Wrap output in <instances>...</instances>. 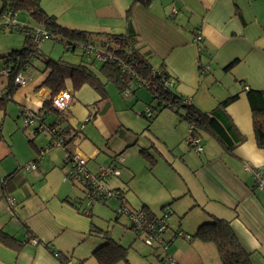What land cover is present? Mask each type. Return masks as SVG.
Here are the masks:
<instances>
[{
  "label": "crops",
  "instance_id": "obj_1",
  "mask_svg": "<svg viewBox=\"0 0 264 264\" xmlns=\"http://www.w3.org/2000/svg\"><path fill=\"white\" fill-rule=\"evenodd\" d=\"M81 3L87 9L90 24L87 26H91L83 31L96 34L93 38L99 40L124 34L128 27L132 29L139 54L144 55L154 70L160 67L167 70L176 79L175 91L190 99L196 110L207 113L225 98L238 95L226 113L244 140L228 153L206 131L198 138L202 152L197 154L185 140L189 125L174 111L164 109L150 124L147 122L143 114L148 108V98L137 88L124 95L114 83L107 82V96L102 98L89 85L75 90L71 81L66 80L63 90L71 93L73 101L60 115V126L67 128L64 136L69 140V154L62 148L48 146L42 153L51 133L32 134L33 125L21 129L29 147L26 157L21 158L24 154L12 148L0 128V230L15 240L8 246L0 242V264L67 261L98 264L94 252L104 242L99 233L102 229L127 248L112 237L109 226L100 225L93 215L88 218L80 213L87 207L86 188L68 178L71 164L67 157L72 155L84 160L85 169L92 176H98L101 169L108 167L117 170L118 174L98 178L115 195L92 206L117 200L116 223L120 222L117 214L120 207L157 216L152 207L157 194L159 199L169 196L160 209L168 206L180 219L188 213L196 219L191 234L180 223L171 227L169 220L166 221L165 255L175 264H207L208 256L209 264H220L211 244L179 236L180 233L191 236L208 214L228 221L241 247L252 254V263L264 264V193L256 189L253 177V171H264V151L256 146L252 113L245 95L249 89L264 91V0H151L148 5L135 0H82ZM67 7L80 12L74 1L69 0ZM118 25L122 29L118 30L120 34L114 31ZM196 33L201 37L198 44L194 42ZM5 38L9 39L0 37V67L5 56L23 44L22 40L20 45L12 46ZM79 44L83 43L76 42L71 50L65 51L81 50ZM94 45L101 49L98 43ZM38 50L42 53L39 44ZM43 59L34 57L30 65L21 69L27 73L28 83L15 86L5 112H0V125L5 116L15 111L16 118H22L23 110L43 113L46 124L58 122V112L44 106L50 102L51 94L47 88L40 87L49 74ZM81 61L94 70L97 62H102L96 55L84 53ZM233 61L236 62L233 67L225 70ZM205 66H209L208 72H202ZM9 81L0 78V95ZM138 117L145 120L141 124L146 132L138 127ZM120 154L123 161L117 164L115 160ZM152 160H166L167 166L174 169L171 176L165 169L155 170ZM28 164L35 165L36 170H26ZM245 165L249 170L243 168ZM8 199L14 200L13 206H8ZM126 223H122L123 229L129 228ZM138 239L132 258L116 264L165 263L159 249L149 247L152 251Z\"/></svg>",
  "mask_w": 264,
  "mask_h": 264
},
{
  "label": "trees",
  "instance_id": "obj_2",
  "mask_svg": "<svg viewBox=\"0 0 264 264\" xmlns=\"http://www.w3.org/2000/svg\"><path fill=\"white\" fill-rule=\"evenodd\" d=\"M0 1V14L4 10H8L13 14L17 10H25L33 21L50 32L53 43L61 44L64 48V44L66 43L74 44L81 42L83 44L94 45L91 41L94 40L93 37L96 34L60 25L54 16L47 14L41 8L40 0ZM138 1L145 5L151 2V0ZM97 43L101 46V49L105 50L106 54H109V57L104 62H101L97 70L92 69L89 66L90 64L80 63L75 65L64 61L62 58L57 60L44 58V69L49 70V74L40 87L47 88L52 97L65 88L66 80H70L75 90L79 89L82 85H89L102 98L107 96L105 90V83L107 82L114 83L119 91L124 92V90H128V94L131 88L144 87L151 95V100L147 105L148 109L152 111V115L145 117L143 114V117L149 124L159 112L164 109H170L176 113L180 120L185 121L189 125L192 137L200 138L202 133L210 131L228 153H232L238 144L244 140L226 113V108L236 101L238 95L225 98L207 113L200 112L194 108L190 99L183 98L175 91L174 84L176 83V79L167 70L161 67L154 70L144 59V55L139 54L136 48V34L132 29L128 27L124 34L104 36ZM38 55V45L31 40V37L29 38L28 35H24L21 48L5 56L4 64L14 61L22 69L30 65L31 60L34 57H39ZM235 63V61L231 62L225 67V70H229ZM15 64L13 67H15ZM15 88L13 81L10 80L4 94L0 95V112H5L6 103L11 99ZM245 95L252 113V129L256 146L264 151V91L249 89ZM44 106L51 110L50 102H45ZM23 112L24 110L21 114ZM34 113L37 114L39 112ZM41 115L42 118L33 126L35 135L42 132V130L44 132L47 129L50 130L51 126L54 125V123L46 124L43 113ZM22 120L24 121L23 115ZM66 132V127H58L54 134L63 137L65 142L69 144L68 137L64 136ZM49 141L46 147L49 145ZM104 201L102 198L95 199L91 205L86 204L87 207L83 211H80V213L85 217L92 218L90 208L95 203H104ZM129 228L132 230L131 226ZM133 232L136 237L141 240L143 239L137 232ZM99 233L104 242L94 252L97 263L116 264L118 262H126L128 249L114 241L109 236L108 231L100 230ZM190 238L211 244L216 250L220 264H253L252 254L246 252L241 247L228 221L208 214L207 219L199 224ZM162 240L167 248L168 243L163 238ZM14 241V239H11L0 230L1 243L8 246L10 242H12V245ZM153 247H156L158 250L157 246ZM58 259L63 262V259L60 257Z\"/></svg>",
  "mask_w": 264,
  "mask_h": 264
},
{
  "label": "built area",
  "instance_id": "obj_3",
  "mask_svg": "<svg viewBox=\"0 0 264 264\" xmlns=\"http://www.w3.org/2000/svg\"><path fill=\"white\" fill-rule=\"evenodd\" d=\"M138 1V0H135ZM14 16L13 13H11L8 10H4L0 14V31H12L13 29L19 30L24 33V35H28L29 38L31 37V40L36 44H40L45 41H51L53 40L50 32L48 30H45L41 27H28V26H21L15 24L12 17ZM201 41V37L199 33H196L194 36V42L198 44ZM79 48L82 50V52L88 56L90 55H96L98 59L101 61H105L109 54H106L104 49L97 48L93 44H79ZM66 50H69L73 48L74 44L66 43L64 44ZM14 61L3 64L0 67V78H7L13 81V84L15 86H26L28 83V75L26 72H22V70L18 67L17 64L14 65ZM209 66H205L202 69V72H208ZM124 95L128 94V90H124ZM73 101V97L71 93L68 90H62L56 95L50 97V103L51 108L59 113V119L58 122L55 121L54 125L51 126L50 130H45V132L51 133V139L49 141L48 147H59L62 148L66 155L70 152V146L68 143L65 142L63 137H60L59 135L56 136L54 133H56L58 127L60 126L61 117L60 115L63 114L68 110L70 107V104ZM23 118H24V128H28L29 126L36 125V122L42 118L41 112L34 113L31 111H24L23 112ZM152 115V111L150 109H146L144 111L145 117H150ZM86 119L85 121H88ZM82 126L80 127L81 130ZM79 130V131H80ZM42 132H44L42 130ZM32 133V132H31ZM34 133V132H33ZM32 133V134H33ZM192 131L189 129L188 137L186 138L187 143L195 150L197 154H200L202 152V147L199 145L198 138H193L191 135ZM55 135V136H54ZM43 148L42 153L47 151L49 148ZM68 161L71 164V170L68 173V178L72 180L78 181L80 184L84 186L85 189V196L84 200L87 201L88 205H91L92 202L95 201V199L102 198L104 200H107L108 198L114 196V192L108 191L106 188L102 186L100 181H98V178H104L105 176L112 175V174H118L117 170L108 167L105 169H101L98 176H92L87 173L85 169V162L82 158H79L76 155L68 156ZM67 160V159H66ZM122 162L123 158L120 155L116 157L115 162ZM117 163V164H120ZM245 170H249L248 166L243 167ZM26 170L34 171L36 170V166L33 164H28L25 166ZM253 177H254V183L255 187L258 191L264 193V171H253ZM8 206L11 207L14 205V200L8 199ZM10 209V208H9ZM118 215L124 216L127 218V221L129 223V226H131L132 230L137 232L143 239L142 242L146 244L149 247L157 246L160 254L164 255V264H175L173 260H171L170 257H167L165 255L166 246L164 245V241L162 240L165 232L167 231V225L166 221L168 220V217L170 215V210L167 209L161 216H151L144 210H137V211H129L128 209H124L123 207H120L117 212ZM180 237L183 239H190L189 235L180 233ZM63 264H72L71 262L67 261Z\"/></svg>",
  "mask_w": 264,
  "mask_h": 264
},
{
  "label": "rangeland",
  "instance_id": "obj_4",
  "mask_svg": "<svg viewBox=\"0 0 264 264\" xmlns=\"http://www.w3.org/2000/svg\"><path fill=\"white\" fill-rule=\"evenodd\" d=\"M71 1H74V4H76V7H77V9H79L80 12H78L76 10H72V11L69 10V8L67 7V2H69V0H42L41 6H43L46 9V11H48L49 15L56 16L58 21H59V24L64 26V27H67L70 29H78V30L88 29L87 27H91V26H87L90 24H88V22H87V20H88V15L86 12L87 9L86 8L83 9V7H82L83 6L81 3L82 0H71ZM0 8H1V1H0ZM70 16L72 17V19H70ZM12 19L15 22V24L18 25L19 27H21V26H28V27H34V28L38 27L37 26L38 24L35 21H33L29 17L28 13L23 9L17 10L14 13V16L12 17ZM58 21H57V23H58ZM89 21H90V18H89ZM118 30H122L119 25H118V28L114 29V31H117V32H115L116 34L121 33ZM0 37H8L9 39L5 38V41L9 45L17 46V45H20L22 43V40L24 39V33L19 31V30L13 29L11 32H9V31L0 32ZM91 42L94 44H97L98 40L94 39ZM39 46L42 49V53L39 50V55H38L39 57H37V59H39V61H40V58H49L50 57L53 60H57L58 58H62L64 61H66L70 64H75V65H78V64H80V62L81 63L83 62V61H81V55L83 52H82V50H78V48H76L74 52L65 51L66 49L64 47H62L60 44L55 45L51 42H43V43H40ZM96 65H97V67H99L101 65V63L97 62ZM110 88L112 89V87H110ZM136 91H139L141 94H143L145 96V98H148V100L146 102L148 104L149 101L151 100V96H150L149 92L145 88H137ZM149 98H150V100H149ZM56 115L59 116L58 113ZM16 116H17L16 111L14 113L12 112L8 116H5V120H4L3 124L0 125V128L2 130V133H4V135L7 137V142L11 144L12 148H18V152L24 154L21 158H25L26 157L25 153L28 151L29 147L27 145L28 144L27 139H26L24 133L21 131V129H24V125H23L24 121H22L21 117L16 118ZM138 120H139V121H137V122H139L138 127L143 130L145 125L143 126L142 124L145 123V120L143 118H139ZM141 122H142V124H141ZM17 126L19 129L17 128ZM144 130H146V129L144 128ZM144 132H146V131H144ZM25 133L28 136V133L27 132H25ZM185 140H186V138H185ZM152 152L154 153V155H152V154L151 155L154 158H156L157 154L154 151H152ZM167 158L169 159V161H172V158H170V157H167ZM167 165H168V163L166 162V160H161L158 162H155L154 160H152V167H154L155 170L158 171L161 169H165L166 172L168 174H170V176H171V172H173L174 169L168 167L169 165L168 166ZM125 185H126V183H125ZM160 192L162 193L164 191H160ZM168 197L169 196H164V197L159 199V195L158 194L156 195V197H155L156 202H154L153 206H152L153 210L155 212H157V213H155V215H157L159 217L167 209H169L170 215L168 217L169 218L168 223L171 225V227H177L178 224L180 223L181 228L187 229V230L184 229L185 232H188L191 234L194 231L193 229L197 223V222L195 223L196 219L190 218L191 214L188 213V214H186L185 218L180 219L178 214H174V213L172 214V210L170 207L166 206V207H163L162 209H160V207L162 206L161 204L164 203ZM84 203L86 205L87 201L84 200ZM117 208H118V202H117V200H115L113 198V199H109L107 201V203L104 205H95L94 207L91 208V210H92V215H93L94 219L96 221H98L100 223V225L104 224L105 227H106V225L109 226V230L111 231L112 237L117 239V241H121L123 244H125V246L128 248L127 258L128 257L132 258V252L134 250H136L134 247V244L137 242L138 237L137 238L135 237L136 235L131 229H129V228L123 229L122 223H124V222H127L126 224L129 227V223L124 216H120V218H119L120 222L116 223L115 218L117 216L115 213L117 211ZM106 223H108V224H106ZM103 230L104 229H102V231ZM104 231H106V230H104ZM133 238H136V240L134 242H133ZM146 246L147 245L145 244V247ZM147 248L150 249L149 246H147ZM150 250L153 251V249H150ZM210 260H211V257L208 256L207 257V264H209Z\"/></svg>",
  "mask_w": 264,
  "mask_h": 264
},
{
  "label": "water",
  "instance_id": "obj_5",
  "mask_svg": "<svg viewBox=\"0 0 264 264\" xmlns=\"http://www.w3.org/2000/svg\"><path fill=\"white\" fill-rule=\"evenodd\" d=\"M34 132V130H32V133ZM33 134H35V132L33 133Z\"/></svg>",
  "mask_w": 264,
  "mask_h": 264
}]
</instances>
